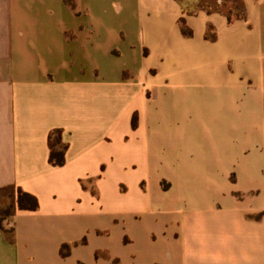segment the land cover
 <instances>
[{
    "label": "crops",
    "instance_id": "1",
    "mask_svg": "<svg viewBox=\"0 0 264 264\" xmlns=\"http://www.w3.org/2000/svg\"><path fill=\"white\" fill-rule=\"evenodd\" d=\"M197 2L0 0V264H264V0Z\"/></svg>",
    "mask_w": 264,
    "mask_h": 264
},
{
    "label": "trees",
    "instance_id": "2",
    "mask_svg": "<svg viewBox=\"0 0 264 264\" xmlns=\"http://www.w3.org/2000/svg\"><path fill=\"white\" fill-rule=\"evenodd\" d=\"M214 10H219V9H214ZM219 11H221V10H219ZM224 13L227 14L226 12H224ZM227 15H228L230 20L243 16V14L240 16H237V17H233L230 14H227ZM182 27H183V30L185 33H187V34L190 33V30L185 26L183 20H182ZM67 148H68V143H66L63 140L62 130L57 129L50 134V149H51L50 161L54 165H63L65 163ZM11 188H14V187H11ZM14 189L16 190V193H14V195H13L15 211L17 209L36 210L39 207V199L35 194L28 192L26 190H23L21 188H18V189L14 188ZM1 230L5 231L9 234V233H12L14 231V227L12 226L11 230H9V231L0 227V231ZM70 251H71V245L70 244H63L62 245L61 254L63 256H67L70 253ZM79 264H85V263L80 262Z\"/></svg>",
    "mask_w": 264,
    "mask_h": 264
},
{
    "label": "rangeland",
    "instance_id": "3",
    "mask_svg": "<svg viewBox=\"0 0 264 264\" xmlns=\"http://www.w3.org/2000/svg\"><path fill=\"white\" fill-rule=\"evenodd\" d=\"M197 5L206 9H219L233 17L244 13L243 0H198ZM14 193V188L0 189V227L8 231L12 228V216L15 211Z\"/></svg>",
    "mask_w": 264,
    "mask_h": 264
}]
</instances>
